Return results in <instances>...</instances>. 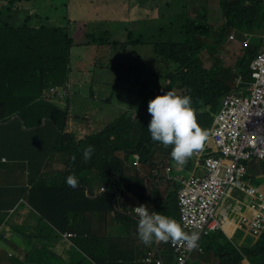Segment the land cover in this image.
I'll return each instance as SVG.
<instances>
[{
  "label": "clouds",
  "instance_id": "1",
  "mask_svg": "<svg viewBox=\"0 0 264 264\" xmlns=\"http://www.w3.org/2000/svg\"><path fill=\"white\" fill-rule=\"evenodd\" d=\"M162 1L73 0L68 4L58 0L48 4L57 8L52 16L35 7L32 13L23 9L15 15L16 22L28 15L26 23L32 27L68 28L72 41L65 45L70 47L71 60L51 71L52 82L39 100L52 103L38 115L20 109L0 115V186L38 189L36 195L14 203L0 202V264H206L203 259L212 254L218 257L216 264L236 260L237 264H263L264 108L257 120L252 119L248 102L260 90L264 101V30L246 31L241 38L237 27L247 17L238 12V0H170L165 12ZM230 3L235 6L231 18L223 12ZM7 5V0H0V9ZM132 7L137 8L136 16L123 29L105 19L126 15ZM91 23L99 25L87 29ZM149 24L159 28V37L151 43L144 33ZM130 37L147 45L192 48L190 55L198 54V43L210 45L217 37L224 38L217 49L202 50V54L223 50L235 58L233 66L226 65L232 69V90L217 107L209 104L202 109L211 117L209 128L198 124L191 97L180 96L183 91L175 89L177 93L167 91L148 103L144 123L151 116L146 128L153 145L135 138L122 146L114 144L137 117L130 90L138 85H129L130 80L149 74L150 81L139 85L148 96L167 85L160 80L164 74L153 66L124 63ZM97 39L108 43L99 45ZM28 42L24 31L21 44L26 50ZM94 49L104 54L94 58ZM89 53L92 62L80 65ZM113 53L117 60L111 59ZM93 100L100 105L99 113L87 110ZM12 101L9 97L8 103ZM49 108L60 115L55 119ZM49 123L53 129L47 127ZM92 138L122 165L131 186L114 187V178L93 168L97 151ZM58 141L71 144L85 162L90 160L91 169L80 174L70 158L58 151ZM12 152L25 157L12 161ZM130 162L138 166L134 173L126 165ZM152 174L155 178L149 181ZM140 181L143 184L136 185ZM154 191L162 193L165 201L166 193L175 192L169 202L175 200L178 219L160 211ZM135 195L138 205L131 204ZM24 221L34 222L29 234H16Z\"/></svg>",
  "mask_w": 264,
  "mask_h": 264
},
{
  "label": "trees",
  "instance_id": "2",
  "mask_svg": "<svg viewBox=\"0 0 264 264\" xmlns=\"http://www.w3.org/2000/svg\"><path fill=\"white\" fill-rule=\"evenodd\" d=\"M7 1V7L5 9H0V115L7 110L13 109H20L22 113L38 115L39 111L44 110L48 103H52L47 100H39L41 92L43 93L45 87L52 82V77L50 76L51 71L63 63H69L71 60L70 47H66L65 45L66 41H72L70 31L68 28H53L45 25L32 27V25L26 23V15L23 17L25 19L19 22L14 20L15 14L23 9L29 11L32 10L33 7L38 9L41 6H48V4L55 5L58 0ZM65 1H69L68 4L73 2V0ZM256 1L257 3L253 0H238V12L247 17L243 24L237 27L238 31L241 32V38L246 31L250 33L257 30H264V0ZM56 11L57 8L54 7L51 12L48 13L49 16L54 15ZM223 12L231 18L235 13V6L233 3L223 6ZM136 13L137 8L132 7L130 12H126V15H107L105 19L108 22L113 20L116 28L123 29L129 19L135 18ZM249 22H251L250 26H248ZM22 24L24 25L21 26ZM98 25V23H91L88 24L86 28L94 30ZM24 31L27 32L29 37L27 50L25 44H21ZM223 41V37H217L210 45L208 42H200L198 43V54L194 52L190 55L192 48L187 50L177 45H171L170 47L160 44L147 45L143 43L142 40L131 39L130 37L128 48L125 47L126 49L123 53L124 63L126 64V62L132 61L128 57L129 54L132 57L133 54L139 50L144 51L148 49L152 57L156 55L149 61V65L164 74L160 77V80L166 81L167 85L165 88L157 87V90L150 96H148L142 86L139 85L133 90H130L132 95L130 104L131 107H136L137 117L135 118L134 125H131L128 130L124 131L118 137H116V135L114 136L116 137L114 144L120 143L122 146L135 138L137 141L147 143L150 146L153 145L150 132L146 128L151 120V116H149L150 118L148 121L144 123V119L147 117L146 110L148 108V103L156 96L163 95L167 91L175 92V89L183 91L184 95L180 96L191 97L192 107L196 109L198 124L203 129L209 128L211 125V117L207 111L204 112L202 109L209 104H212L213 107H217L219 99L232 90V87L229 85L232 69L224 66L223 62L220 60H214L212 67L210 69H205L201 61V54L203 49H217ZM94 42L99 45L108 43V41L104 39H97ZM135 55H137V53ZM117 56L118 55L113 53L111 54V59L117 60ZM11 61H13L14 64L10 66ZM128 70L131 72L133 68H129ZM179 71H181V73ZM128 78L130 79V76H128ZM124 79L126 80V78ZM178 81L182 83L181 86L177 85ZM9 97L13 99L11 103H8ZM48 112V114H51L55 119L60 115L58 110L52 108H49ZM47 127L51 129L54 128L50 123ZM92 142L97 151L93 157V168H96L99 173H105L109 178H114V187L118 186V188L122 189V186H131L132 184L125 178L122 165L110 159L112 158V153L109 152L105 154L104 146L99 149L96 138H92ZM129 144L127 146H129ZM57 149L58 151L61 150L63 155L67 158H70V163H72V166L77 169L80 174L85 170L91 169L90 160L85 162L83 155L71 144H64L63 141H58ZM171 150V148H168V153H171ZM20 157L25 156L13 152L9 156L12 161ZM73 157H75V160H73ZM154 178L155 176L152 174L149 181ZM108 182L110 184V181ZM140 184H143V181L138 182L136 185ZM151 187L154 188V185ZM129 188L123 189L122 194L124 196L125 191ZM136 189L137 187H133L131 191L135 193ZM176 189L177 187L175 190ZM37 193L38 189L34 186L31 188H27L26 186L14 188L0 186V202L14 203L20 198L25 196L31 197ZM166 194L168 197L167 201L164 200L165 197H163L162 193L154 191L156 205L159 207L160 211L165 213L171 212L172 217L178 219L179 212L176 210L175 200L172 202L173 207L171 202H169L170 198L175 195V192ZM150 195L153 197L152 193ZM134 197L135 200L131 202L130 199V202L132 205H138L139 196L135 195ZM133 241H135V239H133ZM252 257L257 263V256L252 255ZM233 264H237V260L234 261Z\"/></svg>",
  "mask_w": 264,
  "mask_h": 264
},
{
  "label": "rangeland",
  "instance_id": "3",
  "mask_svg": "<svg viewBox=\"0 0 264 264\" xmlns=\"http://www.w3.org/2000/svg\"><path fill=\"white\" fill-rule=\"evenodd\" d=\"M146 1V0H144ZM170 0H163L161 2V8L163 9V12H165V10L167 9L166 5L167 3L169 2ZM214 1H218V0H214ZM139 5H141V2L139 1L138 2ZM152 4L155 3V1H151ZM40 11H46V13H50L51 12V8L48 7V6H41L39 8ZM29 13H32L34 11L30 10L28 11ZM17 14V13H16ZM15 14V15H16ZM61 16V14L59 15H56L54 17V20L58 21V18ZM158 16V18H160V13H157L156 14V17ZM15 17V16H14ZM24 16H21L20 18L18 17V20H23L25 19L27 16H25V18H23ZM158 25H152V24H149L147 27V29H145L144 33L146 34L147 36V40L151 43V42H155V39H157L159 37V28L157 27ZM126 33V32H125ZM203 40H205V38H203ZM235 51V50H233ZM135 52V51H134ZM137 53V55H135ZM133 54V56L131 57L130 54L128 55L129 59L132 60L131 63L134 64V65H137V64H149V61L148 59H150L152 57V54L151 52L146 49L144 51H141L139 50L138 52H136ZM92 54L94 55V58L97 57V56H101L102 54H104V52H98L96 49H94V51L92 52ZM91 54L89 53V55L87 56V61H83L81 62L80 65L84 66L87 64V62H92L91 61ZM93 58V59H94ZM212 59H218V60H225V64L224 66H233L234 65V61H235V58L232 57L231 55H228L225 51L223 50H219V51H206L202 54V61L204 62V65L207 69H209L212 65V62L213 61ZM89 65H93L92 63H90ZM150 76L149 74H144V75H140L138 76L135 80H130L131 82L129 83V85H140L142 83H145V82H149L150 80ZM120 81V80H119ZM121 81H124V80H121ZM229 85L232 87V78L230 79V82H229ZM123 94H125V92H123ZM112 102L114 103H117L118 100L116 99H112ZM104 110L106 108V106L102 107ZM88 109H91V110H94L96 113H99L100 111V105L96 102V100H93L92 102V105H89L88 103V107H87V110ZM161 154L157 153L155 155V157L157 159H160L161 158ZM127 166H129V168L132 169V173H134V170H137L138 169V166L136 167L135 164H131L128 163L126 164ZM3 218H1L2 220ZM34 224V222H29V221H24L16 230V234H22V235H28L29 232H28V229ZM216 254H212L208 257V260L206 258H204V262L207 264H216L217 261H218V257H215ZM10 264V263H8Z\"/></svg>",
  "mask_w": 264,
  "mask_h": 264
},
{
  "label": "built area",
  "instance_id": "4",
  "mask_svg": "<svg viewBox=\"0 0 264 264\" xmlns=\"http://www.w3.org/2000/svg\"><path fill=\"white\" fill-rule=\"evenodd\" d=\"M262 80H263V77H261V81L260 82H262ZM255 92L256 91H254V93H253L254 96H253L252 101L248 102V103L253 108L251 118L257 120L258 114L262 113V110L264 108V101L260 100L261 90L258 92L257 96L255 95Z\"/></svg>",
  "mask_w": 264,
  "mask_h": 264
},
{
  "label": "crops",
  "instance_id": "5",
  "mask_svg": "<svg viewBox=\"0 0 264 264\" xmlns=\"http://www.w3.org/2000/svg\"><path fill=\"white\" fill-rule=\"evenodd\" d=\"M244 241V239L243 240H241V242H243Z\"/></svg>",
  "mask_w": 264,
  "mask_h": 264
}]
</instances>
